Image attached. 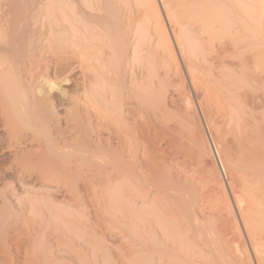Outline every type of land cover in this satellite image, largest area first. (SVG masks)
Returning <instances> with one entry per match:
<instances>
[{
  "label": "rangeland",
  "instance_id": "obj_1",
  "mask_svg": "<svg viewBox=\"0 0 264 264\" xmlns=\"http://www.w3.org/2000/svg\"><path fill=\"white\" fill-rule=\"evenodd\" d=\"M8 1L13 4L17 1L16 8L12 7L11 2L10 8L15 9L17 14H23L21 18L26 15L23 9L24 4L33 5V8H29L32 9L31 15L36 14L38 6L43 13L51 7L48 4L49 0H33L37 7L32 0H24L26 3L22 0H0V18L4 16L3 10L10 5ZM135 1L107 0L106 2L112 7L111 10L113 9L109 13L112 19L115 17L113 22L121 21L124 26L129 22L131 24L133 16L139 11L138 1ZM179 1H182L181 4L186 7V10L188 6H191L190 2L186 4L187 1ZM155 2L158 3V10L163 16L161 18L166 31H170L159 1L155 0ZM76 4L75 8H79L80 5ZM19 5L23 8H18ZM183 5L182 11L186 12ZM194 6L196 7V4ZM87 11L92 15L91 10ZM181 13L178 15L181 18V24L179 22L178 26L189 39L184 41L186 45L183 50V59L188 66H195L192 67V72L197 79L194 81V90L185 75L177 50L173 57L169 53L170 48L168 51L156 49L158 41L154 26H150V33L147 31L148 36L146 35L147 41L143 47L141 45L139 54H135L136 44L139 41L135 30L137 26L142 25L141 17L137 19L134 30L129 36L128 66L124 64L121 70L112 74L118 80L125 75L130 87H134L137 82L145 84L142 89V105L147 113L146 134L151 136V142L155 147L154 154L147 155V153L144 154L143 146H138V140L130 141L132 146L128 154L134 158L129 155L126 158L131 165L129 169L130 171L133 169L135 177L127 181L115 179L110 175L108 177L101 171V176H98L95 174L97 172L96 167L94 169L95 164L92 165L93 168L91 163L82 166L76 159L77 156L73 159V155H69L72 159H66L64 155L61 157V154H54L50 149L51 143H48L54 139V136L50 139L53 134L46 129L48 135L45 134L39 139L32 138L31 131L26 130L24 126L22 129L21 120L16 116L14 119L12 116L14 114L5 109L8 104L0 100L4 103L0 102V264H10V262L23 264L24 255H26V245L23 244L31 242L38 246L37 244L42 243L46 236V243H50V251L53 252V256L49 254L52 259L47 261L48 264L52 261V264H169L160 260L162 258L157 254L155 246H161L167 251L172 248V254L176 252L178 255L179 252L182 255L183 253L187 260L185 264H264V247H260L263 251V260L256 261L257 255H254L251 242L253 235L258 241L256 243H264V205H261L259 199L253 198L246 174L233 156L234 151L238 150V142L236 140L237 143H235L234 140L238 139L243 132L240 122L238 123V119L235 118L237 116H234L237 112L236 108L232 107L235 106L237 99H231L234 96L232 95L227 100L226 96L229 90L233 94L234 86L230 83L235 77L232 74L233 68L219 67L210 63L213 57V52L208 45L211 32L205 30L207 32L205 33L201 30L202 26H205L201 19L184 13L185 19L182 17L184 15L180 16ZM94 14L98 17L105 15L101 11H93L92 16ZM174 21L176 24L179 20ZM251 23L255 24L253 20ZM215 31V34L218 33L217 29ZM220 33L219 38L214 34L212 37L221 46L225 45L223 42L226 43L229 37L224 38L225 35ZM220 38L222 40H219ZM2 42L3 39H0V43ZM191 49H194L193 52ZM151 51L154 55L150 54ZM156 53L160 55L155 56ZM140 67L146 73L144 76L141 74L135 81L134 76L143 71ZM235 72L237 74L233 73L236 77H242L240 73ZM250 73L253 77L260 71L255 65H251ZM229 75L230 77H227ZM80 76V72H77L76 77L81 78ZM238 77L235 80L238 81ZM229 86L233 88L230 89ZM62 87L67 88L65 85ZM209 89L216 93V98L221 96L220 101L223 102L225 99L223 103L226 108L227 105L232 104L231 102L233 104L226 110L221 107L223 104L219 101H216V104L214 101L211 102L208 97ZM248 89L255 91L253 81L248 85ZM78 91L80 92L81 89ZM170 92L176 95L177 105L173 107L167 104V95ZM52 93L57 97L60 96L56 90ZM138 93L140 92L135 91L134 96L138 97ZM228 95H231L230 92ZM237 102L236 105L239 104ZM62 104L59 111L63 114L65 108H70L71 104L67 101ZM201 105L202 112L199 108ZM253 113L259 117L260 122L264 116V108ZM11 116L14 123L11 121ZM113 116L111 115L112 120L115 118L118 120L117 115H115L117 117ZM180 120L190 122L186 124ZM204 120L208 121L214 142L218 148H221V158L227 177L223 172L221 173L212 152ZM122 129V127L118 128L117 131L121 132ZM237 131L239 133H236ZM190 133L195 137L194 139L192 137V140H190ZM193 140H196L194 145L191 143ZM238 141H242V138ZM205 144L209 147L210 153L205 149ZM195 145L199 150L195 149ZM78 148L75 145L69 151L73 153L75 151L73 149L78 150ZM48 149L51 156L47 155ZM196 151H199L201 156ZM237 153L239 156V151ZM203 159H210V161L206 164ZM58 162H62L65 167L60 163L57 164ZM50 170L51 173L53 170L55 172L52 177ZM59 171L61 174L66 172L68 177L65 174L66 179H57V175H60ZM107 172H112L110 166ZM213 190L218 192L217 201L210 196ZM233 192H236L243 201L242 209L245 218L248 219V225H246L249 230H246L247 226L244 225V229L241 225L232 201ZM32 237L34 241L31 240ZM28 239H30L29 242ZM217 241L220 243L218 251L217 249L212 251L208 246L201 244ZM4 243H9L7 246L10 248H6ZM17 243H22V246H18L20 244ZM148 243H153L152 248H149ZM166 243L168 246L170 244L171 248L167 247ZM171 243L188 244H184L185 246L182 244L184 247L181 244L175 247ZM150 250L153 252L151 253ZM168 252L171 254L170 250Z\"/></svg>",
  "mask_w": 264,
  "mask_h": 264
},
{
  "label": "bare ground",
  "instance_id": "obj_2",
  "mask_svg": "<svg viewBox=\"0 0 264 264\" xmlns=\"http://www.w3.org/2000/svg\"><path fill=\"white\" fill-rule=\"evenodd\" d=\"M32 1L30 3H32ZM34 1L33 4H36ZM106 1L49 0L48 4H50L51 7L48 5V10L45 8L46 12L43 13L41 11L42 9H39L41 7L38 6V12L36 11V14L33 15H31L32 9H29L33 8L32 4H24L25 6L23 5V7L25 8L19 5L20 7L18 8L25 9L26 15L23 18H21L23 14L21 15L18 13L20 15L19 18L18 14L14 11L15 9L11 10L10 6L12 2L10 1V3L8 1L10 5H8V8L3 7L5 8V10H3L4 16L0 18V39H3V42L0 43V100L2 99V102H5L6 105L8 104L6 107L9 109L6 107L5 109L7 111L9 110V113L14 114L12 115L13 117L16 116L21 120L20 123H23V125L20 124L21 128L24 126L27 128H25L26 130L31 131L32 138L39 139L45 134L48 135L52 133V138L50 135L49 137L53 139L54 136V139L51 140L52 142L48 141V143H51L50 149L53 150L54 154H61V157L64 155L66 159L71 157L69 155H73L72 158L77 156L76 159L82 166L86 163L87 165L91 163V166L95 164L94 169L96 167L95 170L97 171H95V174L98 176H101V171L102 173L105 172L108 177L111 176L115 179H124L127 181L135 177L133 169L130 171L131 165L126 158L132 146L130 141L138 140V146H143L144 154L147 153L148 155L155 152V147L151 142L152 138L150 135L146 134L147 113L142 105V89L145 87V84L137 82L134 88L128 86L129 80L125 75L121 80L112 76L116 71L121 70L124 64L126 67L128 66L127 59L130 48L128 41L132 30H134L137 19L141 17L142 20H140V22L143 26H137L135 30L139 37V41L135 48V54H139V50L147 41V31L150 33V26H154L157 31L155 36L158 41L156 49L168 51L170 48L169 53L173 57L176 55L177 50L183 63L185 75L193 90L194 81L197 79L192 72L195 66H188L183 59V50H185L186 45L184 41L187 39V36L178 26L181 20L178 15L183 9V4H181L182 1L158 0L169 26L170 31H167L170 33H168L164 27L161 18L163 16H161L157 6L158 3L156 4L155 0H136L135 2L138 1L139 11L133 16L134 19H132L131 24L129 22V24L125 26L122 25L121 21L113 22L115 18L114 14L113 19L111 14H109L113 9L111 10L112 7H110L109 3ZM184 1H187L186 4L190 2L189 4L191 6L189 7L186 5L188 6L186 10V7L183 5L186 12H184V10L182 12L201 19V21L205 23V26H202V28L199 26L201 30H203V32L205 30L211 32L208 45L213 52V57L210 59V63L216 64L219 67L233 68L232 74L235 75V77L233 76L234 81H237L235 78L238 77H236L237 73L235 71L242 75V77H238L239 79L237 82H230L233 84L232 86H234V89H232L233 94L229 89L231 95L229 96V92H226L228 93L226 95L227 100L232 95L234 96L231 97V99H237L234 103L235 106L233 105L232 107L236 108L235 110L237 112L234 111L236 112L234 116L238 117L235 118L238 119L237 121L238 123L240 122V128L243 130L239 137L240 139L242 138V141L239 142V138L234 140L235 143L238 142V150L236 149V152L234 151L237 156L235 154L233 156L236 157L235 161L239 162L238 165L240 164V168L246 174L247 183L250 188H252L253 198L259 199L261 205H264V116L259 122V117L253 113L254 111L264 108V0ZM16 2L14 4L12 3L13 8H16ZM24 2L26 3V1ZM76 3L80 5V7L78 6L79 8H75ZM35 4L34 6H36ZM195 4L196 7L194 6ZM81 5L84 8L81 7ZM18 8L16 10H18ZM86 9L91 10L92 15L93 11H101V13L103 12L105 15L102 16V14L98 17L94 14V16H92L91 13H87L89 11ZM20 13H22V11ZM184 13H181L180 16L184 15ZM182 17L185 18L186 16L184 15ZM190 18L192 19V17ZM177 19L179 21H176L175 24L174 20ZM252 20L255 23L253 25L251 23ZM215 29H217L218 32L216 34L214 33L216 32ZM220 32L225 35L224 38L229 37V39H225L226 43L225 41L223 42L225 45L222 44L221 46L220 44L218 45L215 42V38L212 37V34H214L219 38ZM28 33L30 35H28ZM205 33L207 32L205 31ZM221 37L223 36L221 35ZM6 38H8V40ZM4 39L6 40L4 41ZM219 40H222V38ZM150 54L154 55L152 51ZM159 55L160 53L155 54V56ZM251 65H255L258 68L260 71L258 75L252 77L250 73ZM140 69L143 71L141 72L140 70L141 73L134 76L135 81L141 74L144 76L146 73H144L143 68L140 67ZM146 69L149 68L146 67ZM77 72H80L81 78L76 77ZM227 77H230V75ZM230 79L232 80V78ZM252 81L255 91L248 89V85H250ZM64 85L67 88H63L62 86ZM78 89H81V91L79 92ZM54 90L59 92L58 94L61 98L52 93ZM135 91L140 92L138 93V97L134 96ZM214 93L209 89V100L211 102L214 101L215 104L216 101H219L220 104H223V106L220 105L222 108L224 107L223 109L227 110V108L233 104V102L229 100V104L230 102L232 104L229 106L227 105L226 108L223 103L225 97H222L224 99L222 102L219 100L221 96L216 98V93L215 95ZM135 99L137 100L135 101ZM167 100L168 106L173 107V105H177L176 95L173 92L167 95ZM64 101L70 102L71 107L65 108L62 114L59 111V107L63 105L62 102ZM2 102L1 104H4ZM236 102L239 104L236 105ZM199 108L201 110L202 105L199 106ZM111 115H114L113 117L118 116V120H115L116 118L112 120ZM12 116L11 121H13ZM5 117L8 118V116ZM188 120L187 122L189 124L190 121ZM181 122L187 124L185 120ZM204 122L212 145L211 149H213L212 152L217 160L219 169L221 173L223 172L227 177V171L221 158V148H218L214 142L208 121L204 120ZM16 123L17 122H15V124ZM121 127L123 128L122 131L118 132L117 129ZM46 129L49 131V133L47 132L48 134L46 133ZM188 129L190 130V128ZM189 132L192 133L193 131ZM236 133L239 132L237 131ZM192 135L193 134L190 135V140H192ZM194 138L195 137H193V139ZM195 141L193 140L191 142L193 143L192 145H194ZM75 145L79 148L78 150L73 149L75 151L71 153L72 151L69 150ZM193 147L194 146H192V149H194ZM204 147L210 153V149L206 144ZM195 149L199 150L197 146ZM40 150H42V148ZM237 151H239V156ZM196 152L198 153L199 151ZM39 153H41V151ZM49 153L50 150L47 155L51 156ZM130 157L134 158L132 156ZM209 161L210 159H205L204 163L207 164ZM59 163L60 162L57 164ZM60 164L63 165L62 162ZM109 166L112 168V172H107ZM63 167H65V165H63ZM49 172L51 173V170ZM53 173H55L54 170ZM53 173H51V177ZM65 174L66 172H64V174L62 172V174L60 173L57 177L54 176L57 179H66L67 174L66 176ZM66 189L68 188L66 187ZM69 190L72 191L70 188ZM210 196L214 197L216 201L218 200L217 191L213 190ZM232 197L239 220L244 228L248 225V219L245 218L246 216H244V210L242 209L243 201L236 195V192H233ZM247 229L249 230L248 226L246 230ZM33 237L31 238L32 241H34ZM46 238H43L42 243L37 244L38 246H35L36 243L31 242L23 244L24 246L26 245V251L24 250L26 255H24L25 259L23 264H46L47 261L52 259L49 254L51 253L52 255L53 252H51L52 250L50 251V243H46ZM255 238L256 237L252 235L251 242L255 252L254 255H257V258L255 257L256 261H262L263 251L260 250V247H264V243H262L263 246L261 243H256L258 241ZM29 240L30 239H28V242ZM8 244L4 243L3 245L9 249L10 247L7 246ZM21 244L18 246L21 247ZM152 244L153 243H148L149 248H152ZM171 244L177 247V245H182L183 243ZM184 244L186 245L188 243ZM201 244L205 247L208 246L212 251L216 249L218 251L220 247L218 241L215 243ZM166 246L170 247V244L168 246V243H166ZM175 247H173V249ZM154 248H156L157 254L160 255L159 257L162 258L160 259L162 262L166 261L169 264H175L178 261L176 264H180L179 262L182 263V261L186 260L183 253L182 255L179 252L178 255L176 252V254H172L171 247V249H169L171 254H169V250L167 251L161 246H155ZM8 249L6 251L7 253ZM149 256L153 257L152 255ZM10 261L13 260L10 259ZM52 262L50 263L52 264ZM185 262H187V260L182 264H185ZM10 264H12V262H10Z\"/></svg>",
  "mask_w": 264,
  "mask_h": 264
}]
</instances>
